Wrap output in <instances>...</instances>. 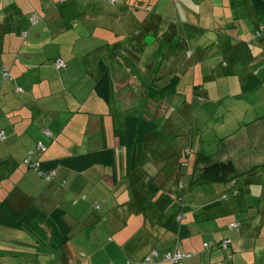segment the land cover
Returning <instances> with one entry per match:
<instances>
[{"label":"crops","instance_id":"1","mask_svg":"<svg viewBox=\"0 0 264 264\" xmlns=\"http://www.w3.org/2000/svg\"><path fill=\"white\" fill-rule=\"evenodd\" d=\"M51 1L0 0V76L10 79L0 81V203L59 214L68 239L55 249L44 226H0V264H145L153 251L146 264L174 251L180 264H264V28L250 1ZM56 59L66 68L49 78ZM100 61L110 104L93 91ZM174 115L210 136L201 155L239 175L196 181L189 164L180 182L181 148L164 146ZM28 152L69 164L44 182L23 163ZM96 152L100 162L85 164Z\"/></svg>","mask_w":264,"mask_h":264},{"label":"trees","instance_id":"2","mask_svg":"<svg viewBox=\"0 0 264 264\" xmlns=\"http://www.w3.org/2000/svg\"><path fill=\"white\" fill-rule=\"evenodd\" d=\"M249 1H250V5L252 8L255 20L257 21V27L259 28L260 26H263L264 28V0H249ZM108 2L110 3V0H108ZM259 31L256 32L255 36L256 35L258 36L260 34ZM187 56H190V54L188 53ZM54 67H55V63H54ZM56 70L60 71L62 69L60 70L56 69ZM2 71H1V74H2ZM98 71H99V76L93 87L94 95L96 98L104 101L107 104H110L111 102V81H110L109 69L102 61H100L98 63ZM2 82H5V81H2ZM17 92H21V91L17 90ZM133 121L137 122L136 119H133ZM129 137L131 138V135L128 136L127 141H129L130 139ZM4 138H5V134H4ZM100 155L101 153L99 152L91 153L87 155L85 159V164H94V163L100 162ZM67 162H68L67 160H59L58 162L52 161L47 164L40 163V168L44 171H48L51 169L54 170L58 164H63V163L69 164ZM194 165L195 167L199 166V173H198V177L196 181H202L206 183H225L227 181H232L234 178H236L239 175L237 174L234 165L230 161H226V162L218 161L217 162V161H212L209 157L199 155ZM180 167L182 169V172L180 173V176H179V180L181 182L183 181V179L184 181L186 180L187 175H186L185 167H182V165H180ZM180 184L181 183H179L178 186ZM183 187L184 186L182 185V188H179V190H182ZM236 223H238V226L240 227L239 222H236ZM13 225L16 227L25 228L31 232H37V233L42 232V230H38L36 227L44 226L48 228L51 234L50 235L51 246L52 248H55V249L61 247L68 239V231H69L68 227L65 225L64 221L60 218L59 214L53 213L51 215H45L41 213L35 207H30V209H28L24 213H18L17 211L12 209L7 203L1 202L0 203V226H13ZM229 228H230V225H229ZM222 242H220V244L218 245H215L213 243H206L204 244V247L205 245H209V244H212V246L209 248L221 247ZM205 248H208V247H205ZM174 252H168V253H174ZM183 258H185V256ZM180 261H179V264H180ZM165 263L168 264L167 262Z\"/></svg>","mask_w":264,"mask_h":264},{"label":"rangeland","instance_id":"3","mask_svg":"<svg viewBox=\"0 0 264 264\" xmlns=\"http://www.w3.org/2000/svg\"><path fill=\"white\" fill-rule=\"evenodd\" d=\"M51 3H55V0H52L51 1ZM45 34V33H44ZM209 34V33H208ZM191 40V39H190ZM196 40H199L198 38L196 39V38H194V39H192V41H196ZM40 41L41 42H43L44 40L42 39V38H40ZM62 41L64 42V43H62ZM61 41V44H63L65 47H66V43H67V40H62ZM44 50H46L47 52H50V51H52L53 50V47L52 46H46L45 48H44ZM202 53H204V58H205V61H206V59H209L210 57H213L214 55L212 54L213 53V51H212V49H211V47H207V48H204L203 49V51H202ZM187 55V54H186ZM190 57V56H189ZM216 61V60H215ZM241 61V64H239L238 66H236L235 65V70H236V73H237V71H238V69L240 68V65H242L243 64V59L242 60H240ZM220 62V60H218V62H216L215 64L217 65V67H218V71H219V69H223V68H225V66L227 65V64H225V66H223L222 64H220L219 63ZM39 68H41V66L39 67ZM42 69V68H41ZM221 71V70H220ZM223 72H224V70H222ZM47 74H48V76H49V78H52V77H54L56 74H58V72H57V70H53V71H47ZM9 75V74H8ZM58 76V75H57ZM59 77V76H58ZM189 78V77H188ZM0 81H1V83L3 84V80H2V78L0 77ZM8 81V80H7ZM80 82H78V83H76L74 86H73V88H75V87H77L78 86V84H79ZM86 83V80L85 81H82L80 84L81 85H83V84H85ZM30 84H32V82H30ZM9 85V83H7V86ZM22 88H23V90H24V92L26 91V88L24 87V85H20ZM19 88V87H18ZM16 88L15 90L17 91V90H20L21 92H22V90H21V88ZM38 88V87H37ZM43 86H40L38 89H41L42 91H43ZM37 89V90H38ZM58 91V90H57ZM21 92H19V93H21ZM67 93V92H66ZM20 95H22V94H20ZM44 95V94H43ZM44 97V96H43ZM198 101H202V98L200 97V96H196L195 97ZM45 99V98H44ZM227 100V102H229V99L230 100H234L233 98H221L219 101H218V104L221 106L222 104H223V100ZM172 120H174L173 122V125L175 126H177V128L175 129V134H174V136H170V140H168L167 139V141H166V144L164 145L165 147H167V148H170V149H172L174 152H176V154H178V151H179V149L181 148V152L179 151V157H180V161H181V164L182 163H184V165H185V170H187V168L189 167V164H190V167H191V170H193V167H194V164H195V162L197 161V158H198V156L199 155H201L202 154V149H201V143H200V141H202L203 142V145L205 146L206 144H207V141L209 140V138H210V136H208L206 133H202V132H198V131H196V130H192L191 128H190V126H189V121H187V120H185V119H183V118H181L180 116H178V115H174L173 116V119ZM186 126V127H185ZM194 128H195V126H194ZM162 131V130H161ZM170 133V132H169ZM176 139L178 140L176 143H175V141H176ZM2 141V140H1ZM180 164V165H181ZM26 166V165H25ZM51 170H53V169H51ZM41 179V178H40ZM42 180V179H41ZM43 181V180H42ZM184 181V180H183ZM44 182H46V181H44ZM83 199V198H82ZM93 207L94 208H97L98 207V205L97 204H93ZM232 231H234V230H232ZM212 248H205V250H211ZM195 254L193 253V256H194ZM149 258H153L154 259V257H152V255H151V253L149 254ZM155 258H157V257H155ZM186 258V257H185ZM184 259V258H183ZM182 259V260H183ZM181 262V261H180Z\"/></svg>","mask_w":264,"mask_h":264},{"label":"built area","instance_id":"4","mask_svg":"<svg viewBox=\"0 0 264 264\" xmlns=\"http://www.w3.org/2000/svg\"><path fill=\"white\" fill-rule=\"evenodd\" d=\"M115 1L116 0H110V3L111 4H114ZM30 21H31L32 24H34L36 22V20L34 18H31ZM54 63H55L56 69H59L60 70V69H64L66 67V64L62 60H60V59L55 60ZM1 78H2V80L4 79L5 81L10 80L9 77H8L7 72H5L4 70L2 71ZM3 139H4V133L2 131H0V140H3ZM36 151L37 152H40V153L43 152L44 151L43 146L41 144H37L36 145ZM23 163L27 167H29V168L33 169L34 171H36V173L38 174V176L41 179H43L44 181H46V182L52 181L55 178V176H56V172L54 170L44 171V170H42L40 168V164L38 162L32 161L31 160V152H28L27 157L25 158V160L23 161ZM181 165H182V167H185L184 163H182ZM182 179H183V177H182ZM179 188H182V184L179 185ZM230 228L233 229V230H235V231H237L238 228H239L238 223H236V222L231 223L230 224ZM229 243H230V240L227 239V240H225V241L222 242L221 247L222 248H226L229 245ZM211 246H212V244L205 245V247H208V248L211 247ZM151 255L154 258L157 257V254L154 251L151 252ZM184 256L185 255L180 254L178 252L166 253L163 256L162 261L167 262L168 264H179V261ZM144 263L145 264L146 263H149V258H146L144 260Z\"/></svg>","mask_w":264,"mask_h":264},{"label":"bare ground","instance_id":"5","mask_svg":"<svg viewBox=\"0 0 264 264\" xmlns=\"http://www.w3.org/2000/svg\"><path fill=\"white\" fill-rule=\"evenodd\" d=\"M3 81H5V80L3 79ZM18 91H20V90H18Z\"/></svg>","mask_w":264,"mask_h":264}]
</instances>
